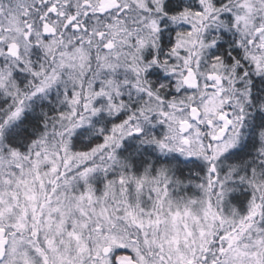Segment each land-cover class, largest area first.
Here are the masks:
<instances>
[{
  "label": "snow or ice",
  "instance_id": "snow-or-ice-1",
  "mask_svg": "<svg viewBox=\"0 0 264 264\" xmlns=\"http://www.w3.org/2000/svg\"><path fill=\"white\" fill-rule=\"evenodd\" d=\"M0 264H264V0H0Z\"/></svg>",
  "mask_w": 264,
  "mask_h": 264
}]
</instances>
